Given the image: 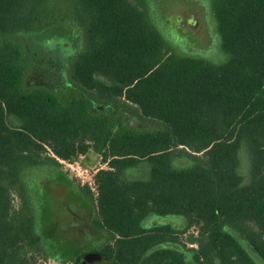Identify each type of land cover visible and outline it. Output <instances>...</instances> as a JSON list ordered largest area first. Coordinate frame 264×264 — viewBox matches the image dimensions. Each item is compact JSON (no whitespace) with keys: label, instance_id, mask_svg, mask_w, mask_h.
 Returning a JSON list of instances; mask_svg holds the SVG:
<instances>
[{"label":"trees","instance_id":"obj_1","mask_svg":"<svg viewBox=\"0 0 264 264\" xmlns=\"http://www.w3.org/2000/svg\"><path fill=\"white\" fill-rule=\"evenodd\" d=\"M207 3L222 62L176 51L148 0H0V264L54 247L28 169L58 172L89 151L107 165L96 191L80 187L106 234L89 264H264V0ZM24 35L73 38L71 94L26 85ZM143 162L147 175L130 178ZM155 216L168 220L145 224Z\"/></svg>","mask_w":264,"mask_h":264},{"label":"rangeland","instance_id":"obj_2","mask_svg":"<svg viewBox=\"0 0 264 264\" xmlns=\"http://www.w3.org/2000/svg\"><path fill=\"white\" fill-rule=\"evenodd\" d=\"M55 1L59 9H65L69 3V0ZM148 4L155 21L176 51L204 57L215 63L227 58L221 47L217 24L207 0H148ZM18 41L23 46L27 58L26 85L46 86L64 96L71 94L67 69L71 56L76 52L73 38L64 37L62 40L48 41L41 36L30 38L24 35L19 37ZM93 109L101 113L105 112L107 107L94 101ZM124 122L139 128L153 126L152 122L141 120L130 112L124 113ZM175 162L177 165L189 163L185 158H179ZM76 165L87 170L86 176H77L67 164H62L58 172L48 164L28 169L31 199L34 200L33 204L39 205L40 215L45 216L44 223L49 226V235H52L57 227L68 232L60 235L57 242L54 240V247L47 246V259L38 256L34 264H83L84 260L93 257L92 254L106 238L105 233L86 235L83 227L96 229L92 222L95 210L93 204L81 194L80 187L89 185L91 191H94L92 178L97 170L106 168L107 165L102 164L100 157L93 151L81 156ZM241 171L244 175L249 172V158L244 152ZM147 172L148 165L143 162L129 169L127 174L130 178H142ZM14 205H20L18 196H15ZM167 220L168 216H155L149 218L145 224L151 225L156 221L164 223ZM174 222L180 224L182 221L174 219ZM195 232L196 228L192 227L182 236V241L188 247L193 245L187 239Z\"/></svg>","mask_w":264,"mask_h":264},{"label":"flooded vegetation","instance_id":"obj_3","mask_svg":"<svg viewBox=\"0 0 264 264\" xmlns=\"http://www.w3.org/2000/svg\"><path fill=\"white\" fill-rule=\"evenodd\" d=\"M83 229H84V231L86 232V235H89V236H91V235H96V234H102V233H104L102 230H100L98 227H96V229H91V228H89V227H87V226H85V227H83ZM66 233H68L67 232V230H64V228H56L55 230H54V232L52 233V236H56L55 237V242H57L58 241V239H59V237H60V235H62V234H66ZM69 236V235H68ZM66 240H67V238H65ZM70 244H71V242H70ZM69 244V245H70ZM93 255V257L91 258V259H86V260H84L83 262V264H89V263H91L92 261L94 262V261H96V260H94L95 258H97V255L96 254H92Z\"/></svg>","mask_w":264,"mask_h":264},{"label":"built area","instance_id":"obj_4","mask_svg":"<svg viewBox=\"0 0 264 264\" xmlns=\"http://www.w3.org/2000/svg\"><path fill=\"white\" fill-rule=\"evenodd\" d=\"M63 164H67L68 166H70V168H72L74 171H75V174L79 177H84L86 176L87 174V170L86 169H82L80 167H78L76 165V162H66V161H61ZM98 171V170H97ZM96 171V172H97ZM92 184H93V188H94V191H96V186H95V182H94V176L92 178Z\"/></svg>","mask_w":264,"mask_h":264},{"label":"water","instance_id":"obj_5","mask_svg":"<svg viewBox=\"0 0 264 264\" xmlns=\"http://www.w3.org/2000/svg\"><path fill=\"white\" fill-rule=\"evenodd\" d=\"M89 259H91V257Z\"/></svg>","mask_w":264,"mask_h":264}]
</instances>
